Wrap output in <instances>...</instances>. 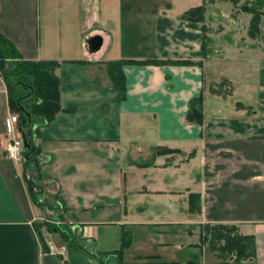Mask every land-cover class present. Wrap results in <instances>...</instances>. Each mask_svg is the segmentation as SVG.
Masks as SVG:
<instances>
[{"label":"crops","instance_id":"obj_1","mask_svg":"<svg viewBox=\"0 0 264 264\" xmlns=\"http://www.w3.org/2000/svg\"><path fill=\"white\" fill-rule=\"evenodd\" d=\"M178 1L0 0V33L20 57L58 64L61 110L29 121L28 139L40 151L31 166L54 186L40 196L57 192L63 204L59 214L37 203L22 164L7 156L12 107L0 72V264H119L108 253L120 250L124 229L126 263L209 264L211 254L212 264H264V44L238 42L234 29L221 48L213 29L181 17L204 0ZM140 22L146 48L137 45ZM92 37L102 40L96 51ZM118 62L123 90L109 70ZM237 94L244 100L233 103ZM201 95L204 120L190 122L189 103ZM157 147L174 152L155 155ZM191 194L200 196L196 212ZM53 218L103 260L69 249L59 232L62 244L42 224ZM205 224L255 236L256 256L221 258ZM49 243L68 246L66 254L50 253ZM187 250L201 255L182 260Z\"/></svg>","mask_w":264,"mask_h":264},{"label":"trees","instance_id":"obj_2","mask_svg":"<svg viewBox=\"0 0 264 264\" xmlns=\"http://www.w3.org/2000/svg\"><path fill=\"white\" fill-rule=\"evenodd\" d=\"M206 1L200 6L192 7L182 14V18L193 23H204L206 13ZM237 2V0H233ZM242 9L253 15L250 20L248 34L252 38H257L262 33L261 24L264 17V0H256L252 3L246 2L242 5ZM205 33L208 29L202 25ZM0 71L3 75L9 90L12 112L19 114V129L22 133L29 136L30 122L35 118L45 121H52L61 110L60 105V81L55 70L58 66L55 62L50 61H27L20 57L14 44L0 33ZM94 38V37H92ZM91 38V39H92ZM90 39V40H91ZM207 38L205 37L204 40ZM146 62L164 63L162 61L148 60ZM176 64H193L190 60L167 61ZM121 63H112L109 65V70L114 81V84L124 87V75L121 70ZM30 96L31 104L26 107L22 103V99ZM204 97L203 95L191 99L189 103V111L187 119L190 122L201 124L204 120ZM30 121V122H29ZM31 149L25 150L26 162L23 164V173L28 181L29 189L34 196V200L41 204L49 206L61 213L60 209L63 206L58 193L42 198V190L46 187L53 188L49 178H47L39 169L33 168L31 162L37 160L40 151L33 145L31 138ZM174 152L173 149L166 147H157L155 155H162ZM151 163H145L149 165ZM44 199V200H43ZM200 196L197 194L190 195V211L196 212L200 207ZM48 229L60 232L65 240L71 245L80 246L77 241V235L72 233L68 226L59 223L43 222ZM209 235V239L208 236ZM206 242L209 247L216 251L221 258H235L237 261L253 258L257 254V243L255 236H242L237 232V229L228 225L212 226L206 230ZM132 244V234L125 230L123 231V239L120 250L108 255H116L119 264H201L194 261L187 263L177 261H165L158 256H151L146 262L126 263L123 261L124 251ZM84 248L82 245L80 246ZM47 249V247H45ZM93 256L103 260L102 254L92 253Z\"/></svg>","mask_w":264,"mask_h":264},{"label":"rangeland","instance_id":"obj_3","mask_svg":"<svg viewBox=\"0 0 264 264\" xmlns=\"http://www.w3.org/2000/svg\"><path fill=\"white\" fill-rule=\"evenodd\" d=\"M253 1H256V0H237L236 3L233 2V0H207L206 1L205 22L201 23V24L205 25L207 27L208 32L211 29H213L215 31L217 44L219 45V47L222 48L223 45L230 42L229 40H231V38H234V36H232V34L230 33V31L234 30V29L237 30V32H239V34L235 36L236 40L238 42H240V41L243 42L244 40H248V39L252 38L248 34V29H249V25H250V20L252 19L253 15L251 13L245 12L242 9V5L245 4L246 2L252 3ZM182 2H184V0H179L178 4H180ZM263 20H264V17H263ZM143 24H147V23H145V22L139 23L138 27L141 31L138 29V32L139 31L140 32H139V34H137V36L135 33H132L133 37L136 36L138 38L137 45L140 47L146 46L145 41H143V39H142L143 37H146L147 39L150 38L149 35L145 36L146 33L144 34L142 32V29L145 28L143 26ZM149 26L150 25H148L147 27L150 29ZM261 29H262V33L260 34V36H258L257 38H252L254 43L257 45H259V44L263 45L264 44V21L261 24ZM204 33H205V31H204ZM250 41H251V39H250ZM222 53L223 52H220V54H222ZM221 72L226 73L227 67L226 68L223 67V70ZM256 76H257V74H256ZM223 86L225 87V85H223ZM227 86L228 85L226 84V87ZM237 100H244V98L242 96H240V94L234 95L232 102L236 103ZM212 226H217V225L205 224L202 228L205 241H206V230H208ZM54 235L59 238V240L62 244H64V240L61 237V234L59 232L58 233L54 232ZM207 236L209 239V235H207ZM66 245H71V244L67 241ZM207 245L209 246L208 242H207ZM56 246L59 247L58 245H56ZM71 248H75V246L74 245L69 246V249H71ZM208 251H210V249ZM187 254H188L187 257H184V259H182V260H186V258H194L195 256L199 257L201 255L200 253H197L195 256H193L192 254H190V250H187ZM128 259H129V257H128ZM115 262H116L115 260H112L111 264H113V263L115 264ZM209 264H212L211 254L209 256Z\"/></svg>","mask_w":264,"mask_h":264},{"label":"built area","instance_id":"obj_4","mask_svg":"<svg viewBox=\"0 0 264 264\" xmlns=\"http://www.w3.org/2000/svg\"><path fill=\"white\" fill-rule=\"evenodd\" d=\"M7 156L14 160L17 164H23L26 161L25 144L22 134L19 130L18 114L10 113L7 118ZM48 250L52 254L65 255L67 247H57L53 243L48 244Z\"/></svg>","mask_w":264,"mask_h":264},{"label":"water","instance_id":"obj_5","mask_svg":"<svg viewBox=\"0 0 264 264\" xmlns=\"http://www.w3.org/2000/svg\"><path fill=\"white\" fill-rule=\"evenodd\" d=\"M0 39H1V37H0ZM101 44H102V40L99 37H94L90 40V47L93 51L98 50L100 48ZM23 137H24L25 148L30 150L31 149V143L29 142V139H28L26 133H23ZM92 250H93V248H92ZM93 252L100 255V252H97L94 250H93Z\"/></svg>","mask_w":264,"mask_h":264}]
</instances>
